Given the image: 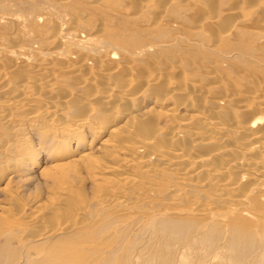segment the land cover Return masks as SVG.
I'll return each instance as SVG.
<instances>
[{
	"label": "rangeland",
	"instance_id": "374dc122",
	"mask_svg": "<svg viewBox=\"0 0 264 264\" xmlns=\"http://www.w3.org/2000/svg\"><path fill=\"white\" fill-rule=\"evenodd\" d=\"M146 3L150 5L148 8L145 6ZM134 14L139 15L138 20L137 17L133 19ZM213 14L220 18V26L209 29L204 25L205 34L198 35L196 33L198 29L196 28L200 22L205 17L207 18ZM263 18L264 0H0V45L3 44L1 47H7V50H18V52L21 50V53L24 51L23 54H29L31 56L30 60H32L40 54L42 55L44 48L45 51L52 49L51 46H48L46 40H48L50 34L59 31L58 39L64 44L65 49L63 55L65 59L70 61L73 59L72 56L74 57L78 53L77 51L83 52L86 47L95 48L103 45L106 47L103 48L102 52L109 51L105 40L113 39L115 44L110 45V49H117L119 55L123 56L126 51L130 52L141 48L145 46V43L149 45L159 40L164 42L183 35L182 40L186 38L185 41L179 42L180 44L172 49L173 51L170 50L171 53L164 52V55H173V58L177 59L179 57L180 61L184 57L182 60L186 62V66L190 70H197V73L202 72L199 75L194 73L191 77H201L200 75L204 74L203 71L207 68L210 71H218L223 77V79L221 78L222 81H227L225 85H222L223 87H220L222 90L235 91L237 87L241 90L251 87V90L253 88L254 90L264 91V37L259 35L264 29ZM226 27L230 30L229 37H224V33L221 31ZM99 29H102L104 34L106 33L105 36L102 34L104 36L103 40H99L100 37H95L94 33ZM115 36L119 39H114ZM121 36L123 37L121 38ZM129 43L135 45L131 46ZM14 47L18 49H14ZM19 48L22 49L19 50ZM123 51L125 52L123 53ZM34 53H38V56ZM156 53H161V51H156ZM10 61L11 59L8 58H0V70L8 67ZM50 61L52 62L49 68L50 73L59 76V81L62 78L63 81H60V84L64 86L63 90L72 88L71 84L68 83L70 77H67L68 74L63 73L67 64L63 63L60 58L56 60L52 58ZM94 62L92 61V66ZM99 62H101L100 59ZM177 62L175 63L177 64ZM197 65L200 67L204 65L205 68L199 66L196 68ZM106 67H109V65ZM25 75L26 73L23 71L17 72L13 75L12 80L16 85H20V81L23 80ZM82 75L88 76L90 72L87 74L82 73ZM201 81L199 80V82ZM204 81L207 82L208 79L204 77ZM16 85L15 87L19 89L20 86ZM40 98L43 100V97H39V101H42ZM5 99H7V96L0 97V105ZM55 104L56 110L62 107L63 110H66V106L70 105ZM148 104L147 108L153 106L151 102ZM62 109L61 112H63ZM36 125L38 124L36 123L34 128L30 127L31 129L18 133V136L13 138L3 136L10 140L12 144L8 141L7 144L9 145L0 146V157L2 156L0 161H3L0 162V205L5 206V209H7L4 211L3 206V210L0 209V264H48L49 262V264H145L147 261L151 264H179V258L182 257H185L186 263L184 264H258L257 262L264 264V259L259 256L264 253V228L262 227L264 226V215L260 217L262 213L264 214V203L261 197L258 198V195L252 197L251 205L248 207L250 208L248 211L251 218H246L236 211L235 205L230 203V205L227 203H220V205L218 200H212V196L208 194L210 201L219 205L214 207V209L217 208L219 216L212 213L207 218L197 215L190 206L189 209L188 203H184V206L181 205L182 207L177 205V208L170 201L166 203L164 200H166L165 197L169 196V193L164 190L165 195L161 184V187H156L157 185L154 182L156 179L150 178L154 182V186L158 188L157 192L159 194L154 197V201L149 199L145 202L143 197L147 194L146 190L152 186L149 184L144 187V184H148L149 177L145 176L144 173L141 174L138 169H134L133 172L141 180V184L137 185L138 190L141 191L140 198H121V202H129V204L122 205L124 208L126 206V211H123L124 208H121V205L120 207L108 208L105 201L101 203L98 201L99 198H96L100 194V190L93 182L90 174L80 170V165L76 168L77 172L74 174V180L71 178V174H73L71 169L74 167L71 168L68 164V161L72 158L80 159L83 151L91 150L93 152L102 137L96 138L87 131L86 140L84 139L79 143L82 149H78L74 152V155L52 153L51 146L53 142L51 139L54 136L51 132H48L50 126L46 129L43 124H41L43 127L40 124L39 127ZM30 131L32 133H29ZM76 144L77 141H74L69 148L74 149ZM23 146L28 149L23 150ZM34 151L38 157L32 158L30 152ZM94 154L101 155L97 151H94ZM66 181L73 182V190L61 192L60 184L62 186ZM159 188L160 191H158ZM194 194L197 195L198 193L194 192ZM186 196H188V193ZM82 206H85L87 211L83 215L85 218L81 217L79 220L77 219L78 221H74V223H77L78 229L76 227L70 232L58 233L51 237L52 239L49 238L51 240L32 241L39 233L48 234L55 229H60L63 225H60L56 220L60 221L63 217V219H66L65 217H67L69 211L74 208H83ZM23 207L24 209L26 207L25 213L23 212L24 209H21ZM35 211L37 215H35ZM163 211H166V213ZM252 211L254 212L252 213ZM60 213L62 217L59 219L58 215ZM42 214L45 216L43 217ZM254 214L256 215L254 216ZM32 216H38V219L35 218L37 219V222L34 223L35 226L34 224V227L24 226ZM21 217L22 219L29 218L28 220L25 219L26 221H21L25 224L18 225L19 227H26H23V230L18 228L17 225H12V222L15 224L16 220ZM259 219L263 220L260 221ZM47 221H49L48 223L53 230H50V227L48 228ZM60 222L63 223L62 220ZM244 223L245 225H243ZM170 225H180L183 232L173 233ZM232 226L241 230L245 227L248 228L250 232L248 243L243 239L238 241L237 246H235V242L234 245L232 244V240H235L234 237L237 233L234 227L236 233L234 230H230L233 231V236L230 237L231 233L228 231ZM35 227L36 230H34ZM194 229L195 231H193ZM42 230L47 231L42 232ZM28 233L31 234L32 239ZM26 238L27 240H25ZM186 241L190 243L188 249L186 248L188 244ZM245 246L247 247V251H245L247 255L244 252L240 255L239 250H242ZM257 246H260L259 249ZM248 247L249 249L252 248V251L248 250ZM260 248L261 251L259 252ZM47 250H51L53 254H60L56 255L57 258L54 255L50 259L51 253L49 254ZM253 253L256 254L252 255ZM53 261L55 263H51Z\"/></svg>",
	"mask_w": 264,
	"mask_h": 264
},
{
	"label": "bare ground",
	"instance_id": "6f19581e",
	"mask_svg": "<svg viewBox=\"0 0 264 264\" xmlns=\"http://www.w3.org/2000/svg\"><path fill=\"white\" fill-rule=\"evenodd\" d=\"M145 6L148 8L150 5L146 3ZM138 16L134 14L132 17L133 19L137 17L138 20ZM204 25L209 27V29L217 28L220 26V18L214 14L207 18L205 17L196 28L198 30H195L198 35L205 32ZM221 31L224 33V37H229V28H223ZM59 34V31L50 34L46 42L48 41L49 45H47L51 46L52 49L46 48L47 50L45 51L44 48V51L42 50L43 54L39 53L40 56L37 55L38 53H34L38 57L32 60H30L31 56L29 54L25 55L23 54L24 51L20 52L22 48H19L20 51L18 52V50H7V47V49L1 47L3 44L0 45V58L11 59L8 67L0 70V97L7 96V99L3 100L0 105L1 147L2 145L4 147L10 141L6 137L13 138L18 136V133L34 128L37 123L38 125H45L46 129L50 126L48 132H51L54 136L51 139L53 142L51 146L52 153L74 155V152L82 149L79 143L86 138V132L89 131L96 138L102 137V140L95 148L96 150L94 149L95 152L97 151L101 155H95L94 151L87 150L83 151L80 159L72 158L68 161L71 168L74 167L71 169L73 174L70 177L75 178L76 168L81 165L79 167L80 170L90 174L93 182L98 186L100 194L101 190L103 192L101 195L99 194L100 197L99 195L98 197L96 196V198H99L97 200L101 203L105 201L106 203H104L108 208L120 207V205L122 208V205L129 204V202H121L120 199L123 197L140 198L141 191L138 190L137 185L141 184V180L133 172L134 169H138L141 174L144 173L145 176L149 177L148 184H144V187L149 184L152 186L146 190L147 194L144 197L141 196L145 199V202L149 199L154 201V197L159 194L156 187H161V184L163 186L162 191L165 190L169 193V196L165 197L166 200L164 198L163 200L166 203L170 201L172 205H175L174 207L177 205L184 206V203H188V208L190 209L191 207L197 215L208 218L213 213L219 216L217 208L214 209V207L219 205L210 201L209 194L212 196V200H218L219 204H233L236 206L237 212L246 218H251L248 211L250 208L248 207L251 205L252 197L258 195V198L261 197L264 203V91L254 90L253 88L251 90V87H248L250 90L247 87L244 90L239 89V87H237L239 90H236V88L235 91L222 90L220 87H223L222 85H225L227 81H222L223 77L218 71H210L207 68L203 69L204 74L200 75L201 77H191L194 73H197V70H190L186 66V62L182 60L184 57L180 61L179 57L177 59L173 58V55H164V52L171 53L170 50L173 51L172 49L186 39L183 37L184 39L182 40L183 35L181 37L178 36V38L177 36L173 37L170 40L166 39L167 41L164 42L159 40L149 45L145 43V46L142 45L143 47L130 52L125 50L127 54L125 53L123 56L119 55L117 49V51L110 49L112 44H115L113 39L105 40L109 51L102 52L103 48L106 47L103 45L95 48L86 47L85 50L82 49L83 52L77 51L78 53H75L76 55L72 56L73 59L69 61L63 55L65 49L64 44L58 39ZM94 34L95 37H100L99 40H103L102 38L106 33L104 34L102 29H99ZM115 35L120 36L119 34ZM259 35L264 37V29ZM117 38L119 39V37L115 36L114 39ZM130 45L134 46L135 44ZM156 51H161V53H156ZM52 58L55 60L60 58L63 63L67 64L63 73L68 74L67 77H70L68 83L71 84L72 88L63 90L64 86L60 84V81H63L61 80L62 78L59 81V76L50 73L49 68L52 63L50 59ZM99 59L101 62H99ZM176 59L178 62L175 61ZM92 61H95L93 66ZM107 65L109 67H106ZM203 67L205 68L204 65ZM203 67L201 65L200 68ZM22 71L26 75L20 81V85H16L12 77L15 73ZM88 72H90V75H82V73L87 74ZM204 77L208 79L207 82H205L206 80L204 81ZM199 80L202 81L199 82ZM15 85H19V89ZM39 97H43V100L40 98L42 101H39ZM150 102L153 103V106L147 108V104ZM55 103H62L60 104L61 106L70 105L66 106L67 111L63 110V107L61 108L63 112L66 111L63 113L61 109L56 110ZM162 122L165 123L161 124ZM43 125L41 126L43 127ZM29 133L32 132L30 131ZM41 134L43 135L44 133ZM17 138L19 139V137ZM74 141H77V144L74 149H70L69 146ZM22 149L26 150L28 148L23 146ZM30 153L32 158L38 157L35 151ZM150 178L158 180L157 182L154 180L156 187ZM72 183L71 181H66L62 186L60 184V191L70 192L73 190ZM160 190L159 188L158 191ZM192 192L193 194L194 192L198 194L193 195L191 194ZM187 193L188 196H186ZM61 200L63 201V198ZM258 200L260 201V199ZM2 206L0 205V209L4 207V211L7 210L5 206ZM82 207L69 211V214L67 213V217H65L66 219H63L64 217L61 218L62 214L60 213L58 216L63 223L61 224V220H56L60 225H63L60 229L53 230L48 223L49 221H47L48 228L50 227V230L53 231L51 232L48 229L51 233H39L38 236H34L35 238L32 241H45L58 233L70 232V230L75 229L78 225L74 221L83 217L87 211L85 206ZM125 208L123 211L127 210ZM258 208L260 207L258 206ZM21 209H24V207ZM21 209L20 211L22 212ZM25 209L23 210L24 213ZM118 209L120 210V208ZM215 210L217 211L215 212ZM26 212L28 211L26 210ZM163 212L166 213V211ZM27 215L29 216V213ZM35 215H37L36 211ZM263 215L262 213L260 217H263ZM22 217L16 220L15 224L12 222V225L25 224L21 221H26L29 218H25V220ZM36 217L38 219V216H32L24 226L34 227V223L37 220L35 219ZM56 218L58 219V217ZM13 219L15 220V218ZM60 225L58 224V226ZM19 226L18 228L21 229L24 227ZM44 227L46 228V226ZM234 227L232 226L230 229L228 227V232L231 233L230 237L233 236V231L231 232L230 230H234ZM262 227L264 228V226ZM170 228L173 229L175 234L183 232L180 225H170ZM235 229L237 233L234 230L236 234L232 244L236 243L235 246H237L238 241L243 239L248 243L250 233L248 228L245 227L241 230L235 227ZM34 230H36V227ZM44 231L42 230V232ZM262 231L263 229L259 232L262 234ZM12 232L14 231L12 230ZM30 237L32 239L31 234ZM186 242L188 243V241ZM188 245L190 243L186 245L187 249ZM246 246L239 250L240 255L247 251ZM249 247L248 250H251L252 248L249 249ZM257 247L259 249L260 246ZM258 249L256 248V250ZM51 250H47L49 254ZM248 253L251 254L250 252ZM58 254L51 253L50 259L54 255L57 258L56 255ZM254 254L256 253L252 255ZM259 256L264 259V253ZM248 257L250 258V256ZM54 260L57 261L55 258ZM179 260V264L186 263L185 257L179 258ZM55 261L51 263H55ZM257 263L259 264V262ZM145 264L151 263L147 261Z\"/></svg>",
	"mask_w": 264,
	"mask_h": 264
}]
</instances>
